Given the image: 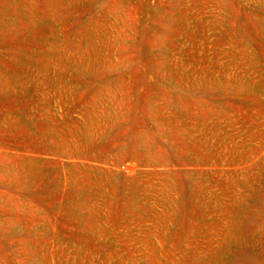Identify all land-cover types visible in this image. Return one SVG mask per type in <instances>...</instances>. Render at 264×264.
<instances>
[{"label":"rangeland","instance_id":"rangeland-1","mask_svg":"<svg viewBox=\"0 0 264 264\" xmlns=\"http://www.w3.org/2000/svg\"><path fill=\"white\" fill-rule=\"evenodd\" d=\"M0 264H264V0H0Z\"/></svg>","mask_w":264,"mask_h":264}]
</instances>
